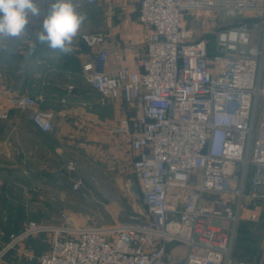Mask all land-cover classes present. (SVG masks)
Masks as SVG:
<instances>
[{
    "label": "built area",
    "instance_id": "built-area-1",
    "mask_svg": "<svg viewBox=\"0 0 264 264\" xmlns=\"http://www.w3.org/2000/svg\"><path fill=\"white\" fill-rule=\"evenodd\" d=\"M41 10L33 18L38 28L48 5ZM188 16L216 26L190 29ZM139 22L150 32L132 69L109 70L103 34L80 39L101 46L83 73L102 103L136 108L133 121L122 117L113 132L132 149L146 212L135 224L109 228L28 221L0 258L46 235L49 249L37 264H232L245 213L256 218L264 203V0H141ZM257 26L260 45L252 43ZM14 104L32 111L38 131L52 130L54 114L38 109V97L22 95ZM8 119L0 110V120Z\"/></svg>",
    "mask_w": 264,
    "mask_h": 264
},
{
    "label": "crops",
    "instance_id": "crops-1",
    "mask_svg": "<svg viewBox=\"0 0 264 264\" xmlns=\"http://www.w3.org/2000/svg\"><path fill=\"white\" fill-rule=\"evenodd\" d=\"M140 2L78 0L79 10L87 14V20L68 55L57 56L42 45L29 54L30 41L20 42L14 51L0 46V110L9 114L7 121L0 120L1 238L5 229L20 231L28 222L27 169L34 175L49 174L47 168L65 166L75 159L98 161L121 174L131 171L132 149L113 130L124 116L133 121L136 108L122 100L107 99L102 103V96L90 87L83 73V64L95 58L101 46L88 47L80 36L106 37L109 70L134 68L146 50L150 32L139 22ZM41 3L48 5V0ZM36 29L39 28L30 24V31ZM22 95L38 97V109L54 114L50 132L38 131L32 123V111L14 104Z\"/></svg>",
    "mask_w": 264,
    "mask_h": 264
},
{
    "label": "rangeland",
    "instance_id": "rangeland-1",
    "mask_svg": "<svg viewBox=\"0 0 264 264\" xmlns=\"http://www.w3.org/2000/svg\"><path fill=\"white\" fill-rule=\"evenodd\" d=\"M187 20L190 29L194 25L202 32L208 31V25L216 26V22L207 17L196 22L194 16H188ZM251 32L252 43L260 45V27H253ZM209 39L213 52L215 38L209 36ZM70 163L73 165L71 168ZM70 163L47 168L49 174L34 175L35 172L27 169V180L31 184V188L26 190L27 221L53 227L70 225L91 229L109 228L135 224L139 221L140 214L146 212L138 180L132 171L126 174L117 173L98 161L74 159ZM77 180L81 185L78 190H74L73 184ZM133 185L137 186V195L131 189ZM260 210L254 219H250L245 213L239 227L245 225L251 236L247 235L239 241V229L233 248L232 264H264V203ZM47 239L46 235L27 239L0 258V264H37L35 258L49 249ZM9 240L10 238L6 241L0 237V252ZM20 252L28 253L30 257H25Z\"/></svg>",
    "mask_w": 264,
    "mask_h": 264
},
{
    "label": "clouds",
    "instance_id": "clouds-1",
    "mask_svg": "<svg viewBox=\"0 0 264 264\" xmlns=\"http://www.w3.org/2000/svg\"><path fill=\"white\" fill-rule=\"evenodd\" d=\"M41 2L0 0V46L14 51L20 42L30 41L29 54L37 45L45 46L57 56L71 54L74 38L87 20V14L79 10L78 0H48L40 28L30 31L33 18L42 16Z\"/></svg>",
    "mask_w": 264,
    "mask_h": 264
},
{
    "label": "trees",
    "instance_id": "trees-1",
    "mask_svg": "<svg viewBox=\"0 0 264 264\" xmlns=\"http://www.w3.org/2000/svg\"><path fill=\"white\" fill-rule=\"evenodd\" d=\"M236 22H240V21H246V22H250L251 20H249V19H246V20H235ZM211 50V49H210ZM211 53H214V47H213V52L211 51ZM29 186H31V184L30 183H27V187H29ZM26 210V209H25ZM26 213V212H25ZM240 226V225H239ZM239 229H241L240 230V233H239V235H240V238H239V241H242V239H244V238H246L247 237V235L248 236H251V234L248 232V229L246 228V226L245 225H243V226H241V227H239L238 228V231H237V233L239 232ZM21 231V230H20ZM20 231H18V230H16V229H11V228H9V229H5L4 230V232H5V234H4V236L2 237V239H5L6 241H8V239L10 238V235L11 234H16V233H19ZM6 236V237H5ZM5 241V242H6ZM36 262V261H35ZM37 263V262H36Z\"/></svg>",
    "mask_w": 264,
    "mask_h": 264
},
{
    "label": "water",
    "instance_id": "water-1",
    "mask_svg": "<svg viewBox=\"0 0 264 264\" xmlns=\"http://www.w3.org/2000/svg\"><path fill=\"white\" fill-rule=\"evenodd\" d=\"M238 19H240V18H238ZM131 189H132L134 194H136V195L138 194V190H137V186L136 185H133Z\"/></svg>",
    "mask_w": 264,
    "mask_h": 264
}]
</instances>
